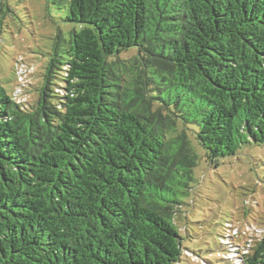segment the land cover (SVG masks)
<instances>
[{"label":"trees","instance_id":"trees-1","mask_svg":"<svg viewBox=\"0 0 264 264\" xmlns=\"http://www.w3.org/2000/svg\"><path fill=\"white\" fill-rule=\"evenodd\" d=\"M51 3L68 28L32 99L0 79V264L215 263L178 218L195 141L212 163L264 144V0ZM225 235L222 264H264V232Z\"/></svg>","mask_w":264,"mask_h":264},{"label":"rangeland","instance_id":"rangeland-1","mask_svg":"<svg viewBox=\"0 0 264 264\" xmlns=\"http://www.w3.org/2000/svg\"><path fill=\"white\" fill-rule=\"evenodd\" d=\"M65 16L51 0H0V79L9 93L14 89L19 99H32L31 83L40 79L54 35L68 28ZM194 146L196 181L178 225L185 245L215 263L185 250L192 260L181 264H217L222 232L224 241H236L239 252H247L264 232V144H244L217 163L196 141ZM240 255L222 254L230 260Z\"/></svg>","mask_w":264,"mask_h":264}]
</instances>
